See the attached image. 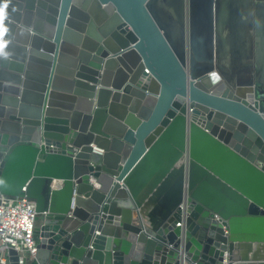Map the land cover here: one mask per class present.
I'll use <instances>...</instances> for the list:
<instances>
[{
  "label": "water",
  "instance_id": "1",
  "mask_svg": "<svg viewBox=\"0 0 264 264\" xmlns=\"http://www.w3.org/2000/svg\"><path fill=\"white\" fill-rule=\"evenodd\" d=\"M252 2L0 0V194L37 213L21 264H264V54L233 48Z\"/></svg>",
  "mask_w": 264,
  "mask_h": 264
},
{
  "label": "built area",
  "instance_id": "2",
  "mask_svg": "<svg viewBox=\"0 0 264 264\" xmlns=\"http://www.w3.org/2000/svg\"><path fill=\"white\" fill-rule=\"evenodd\" d=\"M89 183L98 188L96 179L89 176ZM37 213L34 202L24 196L9 197L0 194V264L7 263L8 250L16 251L18 263L31 258L36 252L34 222ZM215 218H218L214 214ZM224 233L227 229L224 227ZM223 264H227L224 258Z\"/></svg>",
  "mask_w": 264,
  "mask_h": 264
},
{
  "label": "crops",
  "instance_id": "3",
  "mask_svg": "<svg viewBox=\"0 0 264 264\" xmlns=\"http://www.w3.org/2000/svg\"><path fill=\"white\" fill-rule=\"evenodd\" d=\"M250 11L246 17L247 26L245 28V36L243 39H239V42L234 45L238 55L241 57L246 49L250 54V65L255 68L257 64H260L257 61V57L264 54V15H261L259 11L264 10V1L263 4H258L257 0H253L252 5L250 6ZM241 20V16H240ZM238 29V30H237ZM233 33H236L238 38L242 33L241 28L234 27ZM229 49H227L228 51ZM241 60V59H240ZM243 60V59H242ZM264 65V63H262ZM151 207V204L147 206V209Z\"/></svg>",
  "mask_w": 264,
  "mask_h": 264
}]
</instances>
